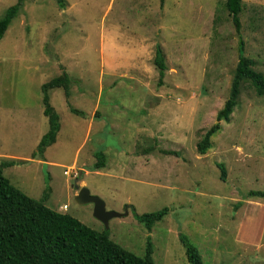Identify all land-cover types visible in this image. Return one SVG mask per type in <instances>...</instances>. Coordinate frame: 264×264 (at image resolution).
<instances>
[{
	"label": "rangeland",
	"instance_id": "1",
	"mask_svg": "<svg viewBox=\"0 0 264 264\" xmlns=\"http://www.w3.org/2000/svg\"><path fill=\"white\" fill-rule=\"evenodd\" d=\"M18 1L0 0V17ZM20 2L0 39V163L14 161L4 176L36 199L49 187L48 207L138 256L150 242L155 264H191L181 237L204 264H264V239L245 242L238 230L245 209L264 202L247 196L264 191V93L242 81L229 121L204 154L196 148L228 98L240 40L264 76V0H243L240 34L224 0ZM63 71L69 96L49 90L59 131L34 155L48 130L41 86ZM99 151L104 166L95 168ZM72 166L76 174L63 173ZM81 188L122 215L105 227L92 202H76ZM164 207L151 229L136 217Z\"/></svg>",
	"mask_w": 264,
	"mask_h": 264
},
{
	"label": "trees",
	"instance_id": "2",
	"mask_svg": "<svg viewBox=\"0 0 264 264\" xmlns=\"http://www.w3.org/2000/svg\"><path fill=\"white\" fill-rule=\"evenodd\" d=\"M62 4V0H59ZM20 0L8 7L0 17V39L20 8ZM224 6L231 17L236 33L240 34V17L243 0H224ZM238 61L234 70L230 93L223 106L216 113V122L197 142L196 148L204 154L211 147L210 137L220 129L219 121H229L238 101L240 84L249 81L256 92L264 93V76L254 69V61L244 54L243 41H239ZM153 62L158 69V82L166 70L165 58L159 44L155 47ZM70 77L61 75L41 86L43 113L48 120V130L42 135L34 155H42L45 148L55 142L60 128L59 115L49 102V90L62 87L65 95L70 94ZM75 113L79 110L70 108ZM95 168L104 166L105 155L95 153ZM14 161L0 163V264H155L152 260L150 242L144 256L123 248L110 239L106 231H97L68 213L57 212L45 204L50 188L46 187L41 198L28 196L4 176L2 167ZM221 178L225 179V166L218 163ZM249 197L264 199V191L249 190ZM168 212L166 207L157 212L136 215L137 219L151 229V226ZM186 258L191 264H204L197 248L181 237Z\"/></svg>",
	"mask_w": 264,
	"mask_h": 264
},
{
	"label": "crops",
	"instance_id": "3",
	"mask_svg": "<svg viewBox=\"0 0 264 264\" xmlns=\"http://www.w3.org/2000/svg\"><path fill=\"white\" fill-rule=\"evenodd\" d=\"M260 207V210H256L255 208L245 209L243 218L238 224L239 235L245 239V242L252 241L255 238L256 244H258L264 239V202L261 203ZM244 228L247 233H241ZM253 242L255 243L254 240Z\"/></svg>",
	"mask_w": 264,
	"mask_h": 264
},
{
	"label": "water",
	"instance_id": "4",
	"mask_svg": "<svg viewBox=\"0 0 264 264\" xmlns=\"http://www.w3.org/2000/svg\"><path fill=\"white\" fill-rule=\"evenodd\" d=\"M75 200L79 204H85L92 202L93 203V215L103 222L105 227L108 226L109 220L113 217L121 216L122 213L115 212L112 210H107L105 207V202L98 196L92 195L88 189L81 188L77 195L75 196ZM127 212L125 211L124 214Z\"/></svg>",
	"mask_w": 264,
	"mask_h": 264
},
{
	"label": "built area",
	"instance_id": "5",
	"mask_svg": "<svg viewBox=\"0 0 264 264\" xmlns=\"http://www.w3.org/2000/svg\"><path fill=\"white\" fill-rule=\"evenodd\" d=\"M76 171H77L76 167L72 166V167H69L68 169H65L63 173L71 176V174H76ZM66 207H67L66 205L62 206L63 209H66Z\"/></svg>",
	"mask_w": 264,
	"mask_h": 264
}]
</instances>
